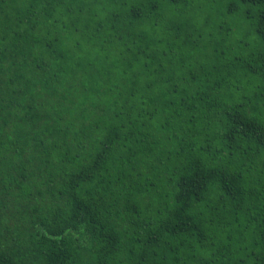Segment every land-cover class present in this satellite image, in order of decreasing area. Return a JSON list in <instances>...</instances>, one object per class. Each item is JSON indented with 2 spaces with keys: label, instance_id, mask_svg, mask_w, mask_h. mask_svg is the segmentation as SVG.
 <instances>
[{
  "label": "trees",
  "instance_id": "trees-1",
  "mask_svg": "<svg viewBox=\"0 0 264 264\" xmlns=\"http://www.w3.org/2000/svg\"><path fill=\"white\" fill-rule=\"evenodd\" d=\"M222 1L0 0V264H264V0Z\"/></svg>",
  "mask_w": 264,
  "mask_h": 264
},
{
  "label": "rangeland",
  "instance_id": "rangeland-1",
  "mask_svg": "<svg viewBox=\"0 0 264 264\" xmlns=\"http://www.w3.org/2000/svg\"><path fill=\"white\" fill-rule=\"evenodd\" d=\"M236 0H223L222 1V5L221 4H218V5H221L222 7L223 6H227L228 4H230L231 2H235ZM212 5H215L214 3H212ZM216 10H218V9H214L213 11H216ZM222 20H227V21H229V22H231V21H233L234 19L233 18H224V19H222Z\"/></svg>",
  "mask_w": 264,
  "mask_h": 264
}]
</instances>
